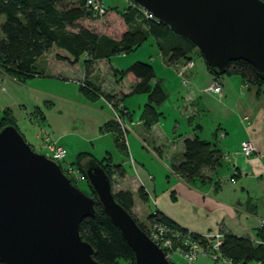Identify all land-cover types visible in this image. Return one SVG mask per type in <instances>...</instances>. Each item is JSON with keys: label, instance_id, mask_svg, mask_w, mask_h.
Here are the masks:
<instances>
[{"label": "crops", "instance_id": "1", "mask_svg": "<svg viewBox=\"0 0 264 264\" xmlns=\"http://www.w3.org/2000/svg\"><path fill=\"white\" fill-rule=\"evenodd\" d=\"M106 18V27L121 30L111 37L119 39L127 30L122 18ZM156 49L160 63H145L154 71L152 85L159 84L167 98L157 109L161 116L149 131L140 119L147 95L131 94L139 79L132 74L119 79L116 74L142 61L138 55L95 60L86 70L83 58L74 59L56 48L36 62L38 76L16 80L0 68V119L8 113L32 149L40 147L38 134L45 128L64 149L65 165H73L80 153H87L97 161L109 160L111 170L119 167L122 175L117 172L112 176V189L132 195V214L140 224H148L149 216L160 213L195 234L222 232L264 242V84L255 86L237 75H226L219 79L221 93H208L214 76L202 57L203 63L193 60L196 51L188 56L192 67L185 83L178 72L186 60L170 64L169 56ZM171 77L182 80L183 87L189 86L186 99L195 100V106L176 110L165 105L176 88ZM84 80L125 109L123 147L117 145L115 134L104 129L112 111L104 98L80 90L77 83ZM136 111L137 120L131 114ZM195 137L210 143L220 162L205 168L202 179L188 184L172 166L182 158L183 141ZM246 141L256 151L249 157L241 152Z\"/></svg>", "mask_w": 264, "mask_h": 264}, {"label": "water", "instance_id": "2", "mask_svg": "<svg viewBox=\"0 0 264 264\" xmlns=\"http://www.w3.org/2000/svg\"><path fill=\"white\" fill-rule=\"evenodd\" d=\"M189 40L210 71L223 76L244 61L264 81V1L129 0ZM88 187L134 254L135 264H171L114 198L95 160L82 165ZM95 201L36 153L13 126L0 129V264H100L79 226L94 217Z\"/></svg>", "mask_w": 264, "mask_h": 264}, {"label": "trees", "instance_id": "3", "mask_svg": "<svg viewBox=\"0 0 264 264\" xmlns=\"http://www.w3.org/2000/svg\"><path fill=\"white\" fill-rule=\"evenodd\" d=\"M86 2L87 0H71L70 2L64 0H0V17L4 18V23L0 26L2 34L0 68L2 71L16 80L38 76L35 70L36 62L52 48L65 51L74 59L83 58L86 70H88L91 62L95 60L133 53L148 38L155 40L160 54L164 57L169 56L170 64L178 60L189 62L188 56L194 51L199 52L189 40L173 34L168 27L157 20L146 18L143 9L131 1L120 15L127 27L120 38L113 39L98 34L92 28L84 26V22L94 23L107 16L108 10L106 9L104 15H98L86 6ZM199 55L202 57L200 52ZM207 68L210 71L208 66ZM210 73L214 76V80L218 81L226 75H237L248 84L255 86L264 84L256 70L244 61L229 64L223 76H216L211 71ZM116 74L119 79L126 74H132L139 79L131 94L147 95L140 119L144 129L149 131L159 120L161 114L157 112V109L167 98L159 84L152 85V80L155 78L152 66L149 63L136 62L126 70L117 71ZM79 83L82 84L79 85L80 90L87 96L104 98L109 103L118 105L103 96L85 80ZM124 112L123 108L121 113ZM5 126L15 127L14 120L8 113H4L0 119V129ZM104 129L115 134L117 145L123 147L120 141L124 133L116 121L110 120ZM183 147L182 158L172 166V171L188 184L202 179V171L205 168L215 167L220 162L218 153L210 143L199 140L197 137L185 139ZM90 159L95 160L87 153H80L73 164L84 180L82 165ZM95 161L105 170L110 180L117 172L122 175L119 167L111 170L107 164L109 160ZM90 192L89 197L95 201L96 214L94 217L83 219L80 223L79 234L82 240L94 249V259L100 264H135L131 248L104 214L91 190ZM114 198L126 212L132 215L133 198L129 192H116ZM134 220L136 221L135 218ZM148 222H160L182 233L185 232L160 213L149 216ZM136 223L145 233L144 227L137 221ZM223 235L219 248L223 259L230 261L231 264H264V242L256 243L248 238H239L230 234ZM192 239L204 249L212 241L198 234L192 235Z\"/></svg>", "mask_w": 264, "mask_h": 264}, {"label": "built area", "instance_id": "4", "mask_svg": "<svg viewBox=\"0 0 264 264\" xmlns=\"http://www.w3.org/2000/svg\"><path fill=\"white\" fill-rule=\"evenodd\" d=\"M86 6L98 15H104L106 13V8H104L100 0H87ZM143 12L146 18L154 19L144 10ZM191 67L192 63L190 61L186 62L178 72V76H180L185 83L186 73ZM77 84L82 85L79 82ZM206 91L208 93L220 94L221 85L219 81L214 80ZM104 102L106 106L112 111V117L110 120L116 121L122 132L125 133L126 127L124 126L120 117L123 110L121 105L115 106L114 104L105 100ZM124 113H126V111ZM38 139L40 140V148L44 152L43 155L59 165L60 163L64 162L66 158L64 149L58 145L57 141L50 136L49 132L45 128L40 129ZM241 152L246 157H249L252 156L256 151L254 146L249 141H246L241 146ZM61 170L64 176L73 185H75L74 183L83 180L81 173L76 168H73L72 165H68L65 169L61 168ZM261 228H264V222L261 223ZM144 230L149 239L163 251L165 258L171 264H173L172 261L173 257H175V254H178L187 264H193L197 260L199 254L208 256L213 261L220 262L221 264H231L230 261L223 259L219 252V248L224 236L222 232H216L210 235L198 234L204 239L212 240L209 245H207L206 249H204L199 245L198 242L192 239V235L195 233L189 230H185V232L182 233L181 231L170 228L160 222L149 223L147 227H144Z\"/></svg>", "mask_w": 264, "mask_h": 264}, {"label": "rangeland", "instance_id": "5", "mask_svg": "<svg viewBox=\"0 0 264 264\" xmlns=\"http://www.w3.org/2000/svg\"><path fill=\"white\" fill-rule=\"evenodd\" d=\"M64 1L70 2L71 0H64ZM100 1L102 2L104 8H106L108 10L107 16H109L111 18L116 17V16H120L126 10V8L130 5L129 0H100ZM3 23H4V18L0 17V26ZM108 24H109V19H107L106 16L100 18L98 21H96L94 23H90L87 21L84 22V26H88V27L92 28L98 34H102V35H105L108 37L118 36L120 34L121 30L120 29L115 30V29H113V27H106ZM1 37H2V34L0 31V38ZM196 53L197 54H195V56H193V60L196 61V63H198V62L203 63L202 58L199 55V52L197 51ZM158 54L159 53H158L155 45L153 44V40L151 38H149L148 41H146L136 52H134L130 55H127L126 57H127V59H130L131 57L138 55L139 59L142 60L139 62H148L150 60V62L153 65L157 66L160 63L159 60L161 59L158 56ZM120 59H124V58H120ZM190 80H192V79L190 78ZM171 81L173 82V86H176V88L174 87L175 89H174V91H172L173 93H171L169 96V100H168L169 102H167V104H165V105H168V103H169V105L170 106L172 105V107H175L176 110H179V108L181 110H184L185 108H187V105H189V104H190V107L195 106L197 104L195 100H190V102H188V100L186 99L187 95L189 94V90H190L189 86L183 87L181 85L182 80L174 78V77H171ZM169 92H171V91H169ZM190 99H192L191 95H190ZM176 104H178V105H176ZM115 106H117V105H115ZM131 114L134 116L135 120H137V118L139 117V113L137 111L135 114L134 113H131ZM120 117H121V121L124 122L123 114H121ZM33 150L39 154L44 153L40 147H38L37 149H33ZM60 166L62 169H65L68 165L60 163ZM73 168H76V167L73 166ZM74 184H75L74 186L78 190H80L82 193H84L87 196H91L90 189L88 188L87 182L84 179L77 182V183H74ZM112 191H113V189H112ZM113 193H114V191H113ZM136 221L138 222L137 219H136ZM148 224H149V222H148ZM148 224H140V225H142V227H147ZM203 259H205L208 263L205 261H202ZM172 263L173 264H187L185 261L182 260V258L178 254H175V257H173ZM219 263L220 262L213 261L208 256H203L202 254H199L197 261H195L193 264H219Z\"/></svg>", "mask_w": 264, "mask_h": 264}]
</instances>
